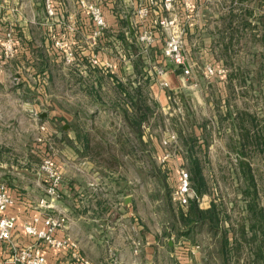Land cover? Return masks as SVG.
Here are the masks:
<instances>
[{"label":"rangeland","instance_id":"rangeland-1","mask_svg":"<svg viewBox=\"0 0 264 264\" xmlns=\"http://www.w3.org/2000/svg\"><path fill=\"white\" fill-rule=\"evenodd\" d=\"M153 1L157 4L148 2L151 24L158 16L180 21L189 16L183 53L191 73L183 72L176 91L165 80L168 87L162 85L163 65L152 69L161 57L159 45L144 56L135 51L137 43L132 49L124 42L123 16L136 17L124 0L114 8L107 0H0V143L5 158L27 170L26 175L38 174L45 156L61 155L57 141L65 140V113H79L94 155L121 164L115 172L132 182L138 222L150 227L165 249L169 240L175 241L188 264H264V0H175L172 12ZM96 13L104 16L106 28L97 25ZM108 15H122L116 28ZM86 20L89 42L81 38ZM149 28L158 31L163 47L168 30ZM82 46L90 47L88 55H82ZM99 48L106 57L100 61L103 89L90 87L96 74L81 70L98 68ZM124 50L135 51L133 59ZM129 60L134 70L117 72L119 78L106 67ZM152 77L166 95L163 103L147 86ZM118 79L138 87V92L128 87L132 99L117 83V89H110ZM82 84L88 86L87 101ZM54 111L58 115L51 117ZM161 149L165 155H159ZM197 164L203 181L194 173ZM181 169L195 193L187 205L173 199ZM97 173L98 179L104 176L101 169ZM192 201L204 210L214 204L213 214L187 223L182 217Z\"/></svg>","mask_w":264,"mask_h":264},{"label":"crops","instance_id":"crops-1","mask_svg":"<svg viewBox=\"0 0 264 264\" xmlns=\"http://www.w3.org/2000/svg\"><path fill=\"white\" fill-rule=\"evenodd\" d=\"M107 1L114 8L118 5L119 0ZM144 2L147 5L149 0H144ZM124 3L125 6L127 4L132 6L134 10L139 4H142L141 0H124ZM112 17H114V27L116 28V21L118 18L122 19V15H108L109 21ZM123 17L127 24L124 42L129 48H132L134 44L136 46V37L141 32L142 25L136 17V19L131 15ZM155 19H158V17H155L154 21ZM154 21L152 24H154ZM85 24L87 31L83 30L81 32V38L89 42L88 20ZM152 24L150 18L144 22L145 27L155 28ZM128 33H135V36L133 37L131 34L128 36ZM155 34L158 38V31ZM71 40L76 47L77 44H74V39L71 38ZM158 45L161 50V42L157 40L155 46ZM80 49L82 55L90 53L89 46H82ZM135 51L140 54L138 47ZM135 51H133L134 54ZM127 52L130 55L129 58L133 59L132 52L124 50L123 53L128 54ZM97 54L99 61L105 60L106 57L100 51V48ZM132 61L129 60L125 63L115 61L111 64L112 68L109 71L113 72L115 77L117 72L122 70L133 71ZM101 65L102 63L95 71L81 69L85 74L86 72L96 74L97 80L92 82L94 86L90 87L103 89ZM157 65H163L166 71V74L161 76V82L165 80L170 83L174 91L178 90L183 82L181 77L182 68L180 67L181 71H177L173 63L166 59H163L162 62L157 60L152 63V69H157ZM20 67L21 65L17 68L20 69ZM23 69L24 67L21 71L24 72ZM21 71L19 73L20 77H22ZM85 74L83 75L85 76ZM154 78H150L147 86L153 91L157 99L163 103L166 95L160 89V83L156 80L154 82ZM156 78L159 81L158 77ZM145 79L147 80V77ZM22 80L25 81V78L23 77ZM116 83L117 85L126 86L127 90L128 87L130 89L137 87L131 82L126 84L123 80L118 79L113 81L110 89H117L114 88ZM85 87L86 85L82 84V88L85 90L82 97L87 101L90 97L86 91L88 86L86 89ZM124 96L126 97V94ZM56 113L54 111L50 116L58 115ZM65 118L67 121L66 126H64L65 140L62 142L57 141V145L58 143L62 145L61 155L58 158H53L58 171L62 174V199L56 203V208L50 213L66 216V224L56 232L55 237L67 239L69 245L61 249H52L43 241L25 234L24 226L43 214L38 202L44 196L45 183L40 172L36 174L37 176L26 175L27 170L22 169L20 171L14 168L13 164L10 165V161L5 158L4 144L0 143V182L7 185L10 195L15 199V203L6 210L5 214L16 219V228L11 240L2 244L0 264H12L10 259L14 250L27 246L40 247L47 259V264H165L164 259L173 262L171 264H188L187 256L184 257L183 253H180L175 241L169 240L165 249L164 243L157 238L155 232L147 225L138 222L134 214L135 194H133L130 186L132 182L130 179L127 181L120 179L119 172L116 174V165L118 167L121 164H118V162L116 165L114 162L112 164L110 162L104 163L100 154L94 155L92 143L87 138H90L91 135L87 134V130H83L80 126L79 113L75 115L74 112L69 110L65 113ZM42 146V149H45V145ZM158 152L160 156L165 155L162 149ZM130 163L131 160L129 159V168L131 167ZM97 169L103 171L104 176L100 178L101 180L96 177L98 175ZM40 226L42 227V224Z\"/></svg>","mask_w":264,"mask_h":264},{"label":"built area","instance_id":"built-area-1","mask_svg":"<svg viewBox=\"0 0 264 264\" xmlns=\"http://www.w3.org/2000/svg\"><path fill=\"white\" fill-rule=\"evenodd\" d=\"M152 3L157 4V1L150 0ZM175 0H160V8L162 11L172 12L175 10ZM148 4L139 6L135 9L136 18L142 25V30L137 36L136 43L139 46L140 54L147 56L150 52V48L155 47V43L161 42V37L157 38L155 32L150 31L148 27H145L144 22L149 19ZM184 7L187 11L189 8L193 12V6L188 2L184 3ZM189 17V16H188ZM188 17L186 16L182 21L177 16L169 18H163L158 16L155 19L154 26L168 30L167 38H164L163 47L161 49V56L163 59L169 60L176 68L181 67L184 75L191 73L190 66L186 63V58L183 53L184 40L186 36V24H188ZM95 21L100 28H106V21L102 14L96 13ZM150 31V32H149ZM162 33V32H161ZM73 60V59H72ZM96 64V65H94ZM94 66H100L99 59L94 60ZM105 65V64H104ZM107 69L112 68L111 64H106ZM209 74H213L212 68H207ZM182 72V74H183ZM159 74L164 75L162 69L159 70ZM164 87H168L167 82H163ZM44 130V128L42 127ZM39 172L43 177L44 196L39 200L38 206L42 210L43 214L36 217L32 222L27 223L24 226V232L26 235L43 241L48 247L52 249H61L69 245L67 239H58L55 234L58 230L63 228L66 224V216L53 215L50 212L56 208V203L62 199L61 184L62 174L58 171L54 159L50 156H45L40 164ZM194 192L191 191L189 174L181 169L179 172V185L174 194V201H177L180 205H187L189 200L193 198ZM15 203V199L10 195L7 185L0 182V252L2 244L11 240L13 232L16 228V219L12 216L5 214L6 210ZM42 224V227L40 226ZM199 249V246L193 248ZM12 264H47V259L43 255L40 247L27 246L14 250L11 259Z\"/></svg>","mask_w":264,"mask_h":264},{"label":"trees","instance_id":"trees-1","mask_svg":"<svg viewBox=\"0 0 264 264\" xmlns=\"http://www.w3.org/2000/svg\"><path fill=\"white\" fill-rule=\"evenodd\" d=\"M230 25H231V23H230ZM131 35L134 37L135 33H132ZM135 47L136 46L134 44L132 46V49H135ZM159 60H160V62H162L163 57L161 56ZM177 71H181V68L180 67L177 68ZM117 87L121 88L122 92H124V94H126L129 97V99H132L131 94H130V92H128L126 87H124L122 84H118ZM137 89H138V87L135 89V92L137 91ZM136 97L137 98H141L139 94L138 95L136 94ZM137 125H140V123H137ZM132 128H134V127H132ZM138 135L140 136V134H138ZM87 138L90 140L89 137H87ZM194 173L197 176V178H199L201 181H203L202 176H200L201 175V171L199 169L198 164H197L196 172H194ZM197 191L200 193V195L202 194V191L200 190V188H198ZM214 209H215V205L214 204H212L211 208L204 210V209L199 208L198 205L195 203V201H192L188 213L186 215H184L182 218L187 223H192L193 221L198 222V221H201V220L205 219L207 214H211L212 215L213 212H214ZM208 221H209V223H212L213 219L209 218Z\"/></svg>","mask_w":264,"mask_h":264},{"label":"water","instance_id":"water-1","mask_svg":"<svg viewBox=\"0 0 264 264\" xmlns=\"http://www.w3.org/2000/svg\"><path fill=\"white\" fill-rule=\"evenodd\" d=\"M46 115H43V117H45ZM128 201V200H127ZM170 244H172V242H170Z\"/></svg>","mask_w":264,"mask_h":264}]
</instances>
